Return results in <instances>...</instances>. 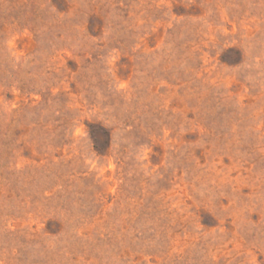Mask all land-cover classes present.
Here are the masks:
<instances>
[{
  "label": "rangeland",
  "instance_id": "rangeland-1",
  "mask_svg": "<svg viewBox=\"0 0 264 264\" xmlns=\"http://www.w3.org/2000/svg\"><path fill=\"white\" fill-rule=\"evenodd\" d=\"M0 264H264V0H0Z\"/></svg>",
  "mask_w": 264,
  "mask_h": 264
}]
</instances>
